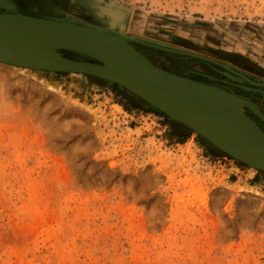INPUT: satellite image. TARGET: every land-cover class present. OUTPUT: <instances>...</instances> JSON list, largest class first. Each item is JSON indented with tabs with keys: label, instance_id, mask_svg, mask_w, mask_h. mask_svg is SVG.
I'll use <instances>...</instances> for the list:
<instances>
[{
	"label": "rangeland",
	"instance_id": "1",
	"mask_svg": "<svg viewBox=\"0 0 264 264\" xmlns=\"http://www.w3.org/2000/svg\"><path fill=\"white\" fill-rule=\"evenodd\" d=\"M12 1L96 24L79 0ZM92 1L130 8L128 34L264 63V0ZM116 86L0 64V264H264V172Z\"/></svg>",
	"mask_w": 264,
	"mask_h": 264
},
{
	"label": "water",
	"instance_id": "2",
	"mask_svg": "<svg viewBox=\"0 0 264 264\" xmlns=\"http://www.w3.org/2000/svg\"><path fill=\"white\" fill-rule=\"evenodd\" d=\"M116 11L121 14H115ZM100 12L96 14L100 22L97 25L68 15L24 13L14 1L0 0V41L16 51L0 53V64L33 71L83 74L118 85L141 99L145 109L154 108L168 120L179 123L181 131L195 133L231 159L264 172V132L245 113V108L250 109L264 121V114L255 103L218 85L163 69L132 43L203 59L239 72L198 52L128 34L126 18L130 8L100 7ZM66 52L81 57L70 58ZM242 77L237 80L264 87V82ZM220 88L225 90V101L210 94ZM177 102L183 105L176 108ZM190 104L194 105L191 110Z\"/></svg>",
	"mask_w": 264,
	"mask_h": 264
},
{
	"label": "flooded vegetation",
	"instance_id": "3",
	"mask_svg": "<svg viewBox=\"0 0 264 264\" xmlns=\"http://www.w3.org/2000/svg\"><path fill=\"white\" fill-rule=\"evenodd\" d=\"M79 1H81V3L86 5V7H88V10L86 9L85 12L87 14H89L90 17H93L92 19H93L94 23L100 24L99 20L96 17L98 4L92 0H79ZM17 8L19 11L24 12V13H37V14L46 15V16H55V14H46V13H43V12L36 10V9H33V11L31 9L30 10L31 12H27V11H24L21 8V6H17ZM94 19H96V20H94ZM223 47L224 46L219 45L218 47H216V46L212 47V48L209 47L208 49H199L198 51L203 52L204 54H206L207 57L212 56L214 58L215 56H220V54L228 52V50H224ZM147 52H149V53L146 54V56L148 58L152 57L150 55L151 52L149 50ZM144 53H145V51H144ZM156 57H157L158 61L160 62L161 67L168 70V71H177L181 75L189 77L191 79L221 86L222 88H225V89L229 90L230 92H232V93H234L240 97H243L247 100H250L255 104L256 103L260 104L259 107L262 109V106H261L262 104L259 103V101L256 100V98L253 99V97L256 96L257 92L251 91L248 89L250 87H255V85H252V84H250L244 80L238 81L237 79H241L242 76L243 77H248V76H246L244 73L240 72L239 69H237V68H233L230 66L231 68H233L234 70L239 72V74L232 72L230 70L221 68V67H217L215 64L210 63L208 61H204V60H200L201 65H196V62H194L193 64L185 62V63H180V66H178L177 64L170 62L169 60H171V59L170 58L168 59V56L166 55V53H164L162 51L161 52L160 51L155 52V55H153V59H156ZM249 95H251L250 97H252V99L248 98ZM259 99L264 101V99H262L260 97H259ZM262 111L264 112L263 109H262ZM245 113H246V111H245ZM247 116H249V115H247ZM255 122H257V121H255ZM257 123L259 124L258 126L262 130H264L263 122L258 121Z\"/></svg>",
	"mask_w": 264,
	"mask_h": 264
},
{
	"label": "crops",
	"instance_id": "4",
	"mask_svg": "<svg viewBox=\"0 0 264 264\" xmlns=\"http://www.w3.org/2000/svg\"><path fill=\"white\" fill-rule=\"evenodd\" d=\"M262 49L264 51V45H262ZM253 52H257V50L253 51ZM248 57L253 58L251 53H249L247 55V57L241 58L240 59L241 61L236 62V64H237L236 67H234L233 65H231V66L233 68H237V69H239V67H241V69H239L240 72L244 73L246 76H248L253 81L263 83L264 82V63L260 60H258V61L256 60V70H252V67H251L252 64L250 65V63H248L249 66H246V64H242V62L246 61V59H248ZM250 88H252L251 91L257 92V94H256L257 97L264 99V93L262 92V90H264V87L259 86V85H255V87H250ZM256 105L259 107L260 104L256 103Z\"/></svg>",
	"mask_w": 264,
	"mask_h": 264
},
{
	"label": "bare ground",
	"instance_id": "5",
	"mask_svg": "<svg viewBox=\"0 0 264 264\" xmlns=\"http://www.w3.org/2000/svg\"><path fill=\"white\" fill-rule=\"evenodd\" d=\"M100 7L101 8H111V6H109V5H107L106 7H104V6H100V5H98V7H97V13H98V15H100L102 12H100L99 10H100ZM99 8V9H98ZM113 8V7H112ZM36 11V10H35ZM120 12H118V11H116L115 12V14H119ZM114 14V13H113ZM121 14V13H120ZM13 48L11 47V45L10 44H8V43H5V42H3V41H0V53H9V54H13V53H16V51L15 50H12ZM25 61H27V60H25ZM29 63V62H28ZM176 66V65H175ZM221 87V86H220ZM221 89V88H220ZM216 89H213L212 90V92H210V94H212V95H214V94H216V96L215 97H217V99H219V98H221V100L223 99L224 101L226 100L225 99V97L226 96H224V94L223 93H225L224 91L225 90H223V89H221V90H219V89H217L216 91H215ZM221 91V92H220ZM214 93V94H213ZM210 94H207L208 96H210ZM222 94V95H221ZM182 95H185V94H182ZM218 95V96H217ZM220 96V97H219ZM190 100L192 101V98H190ZM222 100V101H223ZM193 102V101H192ZM180 104L181 105H183V103L182 102H177V103H175V107L176 108H178L179 106H180ZM193 104H194V102H193ZM193 104H190L189 105V107H190V110H191V108L195 105H193ZM187 105V104H186ZM179 110H182L181 108L179 109ZM206 117V116H205ZM204 119V118H203ZM195 134V133H194Z\"/></svg>",
	"mask_w": 264,
	"mask_h": 264
},
{
	"label": "trees",
	"instance_id": "6",
	"mask_svg": "<svg viewBox=\"0 0 264 264\" xmlns=\"http://www.w3.org/2000/svg\"><path fill=\"white\" fill-rule=\"evenodd\" d=\"M116 86V85H115ZM116 87H118V86H116ZM120 88V87H119ZM156 110V109H155Z\"/></svg>",
	"mask_w": 264,
	"mask_h": 264
}]
</instances>
